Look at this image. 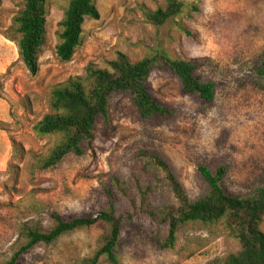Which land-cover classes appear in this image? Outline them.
<instances>
[{
	"label": "rangeland",
	"instance_id": "obj_1",
	"mask_svg": "<svg viewBox=\"0 0 264 264\" xmlns=\"http://www.w3.org/2000/svg\"><path fill=\"white\" fill-rule=\"evenodd\" d=\"M179 1L183 13L154 25L149 18L165 7V0H93L99 18L85 19L80 45L70 61L62 62L55 46L66 1L48 0L46 41L38 71L31 74L5 35L23 0H0V261L26 242L29 227L46 229L53 213L70 218L107 208L105 188L112 176L127 179L130 194L137 197L135 178L152 181L139 156L147 150L168 160L190 199L206 189L197 172L200 164H224L230 193L243 194L264 179V89L252 76L264 56V0ZM157 48L174 58L200 61L199 73L215 83L213 102L182 94L177 78L156 66L148 83L156 98L174 108L172 117L145 121L128 95L116 94L108 119L98 121L84 154L70 153L54 167L40 169L57 141L34 130L49 111L51 88L84 76L89 64L107 67L119 51L136 61ZM160 185L170 200L164 179ZM115 193L117 206L129 208L127 199ZM260 229L264 232V216ZM102 231L93 225L63 234L22 254L18 264H78L95 250ZM164 235V225L143 216L136 226L123 223L119 264H222L240 249L222 222L180 226L172 249L156 244ZM99 264L112 263L102 257Z\"/></svg>",
	"mask_w": 264,
	"mask_h": 264
},
{
	"label": "trees",
	"instance_id": "obj_2",
	"mask_svg": "<svg viewBox=\"0 0 264 264\" xmlns=\"http://www.w3.org/2000/svg\"><path fill=\"white\" fill-rule=\"evenodd\" d=\"M65 1L55 46L56 56L62 62L70 61L80 45L85 19L99 18L93 0ZM165 3V7L158 8L150 16L154 25L164 24L185 10L179 0H165ZM47 14L48 0H23L22 8L13 16L5 32L7 38L15 42L18 57L31 74L38 71V57L46 41ZM179 24L182 31L192 34ZM200 65V61L174 58L163 48L152 49L136 61L119 51L107 67L89 64L84 76L70 77L54 85L48 97L49 111L34 126L37 134L57 140L49 154L42 158L40 169L54 167L70 153L84 154L94 138L98 121L108 119L110 100L116 94L128 95L138 116L145 121L160 123L172 117L174 108L156 98L148 83L156 66L177 78L182 94L203 104L212 103L215 83L199 73ZM252 73L255 82L264 89V56L254 64ZM139 156L149 169L152 181L143 183L135 178L137 197L130 194L127 179L112 176L105 188L107 208L70 218L51 214V224L46 229L29 227L26 242L0 264H18L21 255L34 246L50 244L63 234L93 225L103 228L98 245L78 264H99L102 257L112 264H119L118 242L122 225L136 226L141 216L164 225V237L155 241L162 249L174 247L182 225L198 222L207 226L222 222L240 245L239 251L229 253L222 264H264V232L260 229L264 216V179L243 194L230 193L224 186L227 172L224 164L214 168L200 164L197 172L206 189L199 197L190 199L172 166L160 152L147 150ZM163 179L172 195L170 200L161 192ZM117 191L127 199L129 208L117 206Z\"/></svg>",
	"mask_w": 264,
	"mask_h": 264
}]
</instances>
